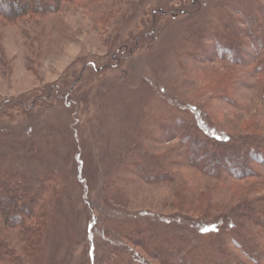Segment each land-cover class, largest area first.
I'll return each instance as SVG.
<instances>
[{"label":"rangeland","instance_id":"obj_1","mask_svg":"<svg viewBox=\"0 0 264 264\" xmlns=\"http://www.w3.org/2000/svg\"><path fill=\"white\" fill-rule=\"evenodd\" d=\"M50 2L0 16V264H264V0Z\"/></svg>","mask_w":264,"mask_h":264},{"label":"trees","instance_id":"obj_2","mask_svg":"<svg viewBox=\"0 0 264 264\" xmlns=\"http://www.w3.org/2000/svg\"><path fill=\"white\" fill-rule=\"evenodd\" d=\"M55 1H58V0H55ZM56 7H57V5L56 4L53 5L50 2V0H0V16L4 15L7 18H12V17L24 15L26 13H35V14L44 13L46 11H51V10L55 9ZM254 23H255V20H254V22L252 20L251 24H254ZM252 27H254V26H252ZM208 155H209L208 157L210 160L215 161V159H216L217 162L218 161L220 162V160L221 161L224 160L229 155V153L223 151V152H220L218 154H215V153L209 154L208 153ZM14 196H15V192H12L11 187H9V186L6 187V191L4 193V196L2 197V199H3L2 201H4V202L10 201L9 203L6 202L7 206L6 207L4 206V209H3V214L5 215L6 218H12L13 217V218H16V220H18V218H20V216H17L18 215L17 213L19 212L20 207L23 211V215L25 212H27L28 214L33 213L34 204H31V203H33L32 200L26 204L23 203L21 205H18L19 208H16V211L13 212V209H12L10 203H12V201L14 200ZM25 209H27V210H25ZM41 214H40V217L38 219V226L39 227L34 228V226H32V227L28 226L26 228L27 233L31 232V233H33V235H36V234L38 235L37 240L40 238V235L43 233V227H42L43 224L47 223L48 213L46 214V211H45L44 213H41ZM214 261H215V259H214ZM195 263L197 264V262H195ZM207 264H213V260L211 262H208Z\"/></svg>","mask_w":264,"mask_h":264}]
</instances>
